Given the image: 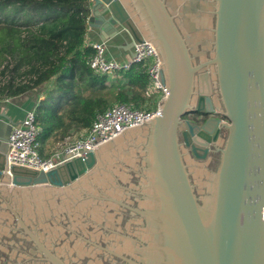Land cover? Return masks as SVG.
<instances>
[{"label":"water","instance_id":"1","mask_svg":"<svg viewBox=\"0 0 264 264\" xmlns=\"http://www.w3.org/2000/svg\"><path fill=\"white\" fill-rule=\"evenodd\" d=\"M89 9L103 41L155 46L162 115L48 172L9 166L0 128V221H123L129 210L140 228L127 237V264H264V0ZM193 113L226 121L185 118Z\"/></svg>","mask_w":264,"mask_h":264},{"label":"trees","instance_id":"2","mask_svg":"<svg viewBox=\"0 0 264 264\" xmlns=\"http://www.w3.org/2000/svg\"><path fill=\"white\" fill-rule=\"evenodd\" d=\"M90 0H0V100L37 92V138L65 144L88 129L113 104L150 106L142 66L119 71L122 83L89 65L86 42ZM118 80V79H117ZM72 137V138H71ZM74 137V138H73Z\"/></svg>","mask_w":264,"mask_h":264},{"label":"flooded vegetation","instance_id":"3","mask_svg":"<svg viewBox=\"0 0 264 264\" xmlns=\"http://www.w3.org/2000/svg\"><path fill=\"white\" fill-rule=\"evenodd\" d=\"M209 42L204 41L208 48ZM202 49V46H198ZM208 59L211 58L207 52ZM199 60V58H198ZM217 88L212 81V105L217 111L214 96ZM196 123L221 116L191 114ZM123 221H81L52 217L44 221H0V239L6 241L0 248V264H127L125 251L127 237L136 233L131 211H124ZM131 233V234H130ZM130 242V241H129Z\"/></svg>","mask_w":264,"mask_h":264},{"label":"built area","instance_id":"4","mask_svg":"<svg viewBox=\"0 0 264 264\" xmlns=\"http://www.w3.org/2000/svg\"><path fill=\"white\" fill-rule=\"evenodd\" d=\"M89 45L95 52L89 65L98 74L110 75L127 71L133 65L142 66L148 76V96L151 98L158 93V103L154 105L151 99L150 106L143 109H135L127 104H113L98 114L92 125L79 137L64 146L54 148L47 157L40 155L37 142L40 127L36 124L35 110H30L21 124L15 126L9 135V149L6 154L9 166L48 172L70 161L83 158L88 152H94V147L117 136L125 128L142 124L143 119L148 121L156 114L162 115L161 101L168 96V89L159 81L161 59L151 42L135 44L130 60L124 63L107 59L104 43H89Z\"/></svg>","mask_w":264,"mask_h":264},{"label":"crops","instance_id":"5","mask_svg":"<svg viewBox=\"0 0 264 264\" xmlns=\"http://www.w3.org/2000/svg\"><path fill=\"white\" fill-rule=\"evenodd\" d=\"M90 6V5H89ZM96 24V23H94ZM95 25L91 26L88 24L86 42L89 43H104L106 46V58L109 60H115L120 63H124L130 60L132 56V51L129 50L128 46L122 42L115 39H107L103 41L105 36L100 35ZM108 38V36L106 37ZM123 46V49H120L118 46ZM155 95H159L156 93ZM152 95L150 99L153 100ZM43 98L42 95L37 92H29L17 97L4 98L0 100V128L1 134L8 139L12 129L15 126H18L23 121L26 113L30 110H35L40 100ZM154 103V102H153ZM5 118H8L12 121V125H9ZM67 142V140H66ZM55 140L51 139L42 148V155L48 156L51 151L55 148ZM61 146L62 144H58ZM63 145H66L63 144Z\"/></svg>","mask_w":264,"mask_h":264},{"label":"rangeland","instance_id":"6","mask_svg":"<svg viewBox=\"0 0 264 264\" xmlns=\"http://www.w3.org/2000/svg\"><path fill=\"white\" fill-rule=\"evenodd\" d=\"M109 78L111 79L112 82L117 83V84L124 82V80L121 79V76H120V75H116V74H114V73L110 74V75H109ZM117 79H118V80H117ZM3 82H4V78L0 75V86H1V84H2ZM158 100H159V95H155V96L153 97L154 105H156V104L158 103ZM77 137H78V136H76L75 138H77ZM71 138H72V137H71ZM73 138H74V137H73ZM75 138H74V139H75ZM71 141H73V139H69V140H67L66 143L71 142ZM61 146H64V145H61ZM61 146H59V145H55V148H56V147H61Z\"/></svg>","mask_w":264,"mask_h":264},{"label":"bare ground","instance_id":"7","mask_svg":"<svg viewBox=\"0 0 264 264\" xmlns=\"http://www.w3.org/2000/svg\"><path fill=\"white\" fill-rule=\"evenodd\" d=\"M132 51V50H131Z\"/></svg>","mask_w":264,"mask_h":264}]
</instances>
